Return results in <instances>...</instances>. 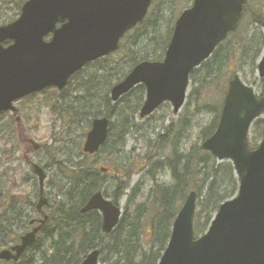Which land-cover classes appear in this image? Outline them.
<instances>
[{
  "label": "trees",
  "instance_id": "obj_1",
  "mask_svg": "<svg viewBox=\"0 0 264 264\" xmlns=\"http://www.w3.org/2000/svg\"><path fill=\"white\" fill-rule=\"evenodd\" d=\"M160 2L165 1L153 0L148 16L125 34L117 52L85 66L68 80L63 91L46 89L41 95L24 98V101H32L42 97L51 115L56 118L54 122L59 123V140L52 142L56 146L55 155L46 146H39V149L46 150V157L53 162L49 167L44 165L42 168L44 171L50 167L52 169L48 183L50 189L55 191V197L48 199L45 209L49 218L41 227L36 243L17 263L5 264H80L87 253L95 249L100 251L102 264H156L169 239L173 220L188 193L197 194V211L193 220L196 236L208 228L219 204L236 193L238 186L233 168L217 165L211 154L201 150L200 142L215 132L227 81L239 70H247L253 75L256 60L264 47L263 34L261 36L259 33L247 40V36L237 34V29L216 48L211 58L190 72V82H195L197 89L187 96L183 106L185 113L174 122L171 120L167 126L162 124L155 139L147 141V152L139 160L138 169L150 185L147 195L137 200L140 194L138 186L131 189L127 208L130 205L135 208L123 212L119 225L108 235L101 232V215L97 211L79 213L96 190L105 188L91 159L105 154L116 157L122 153L129 134L135 129L133 120L138 117V110L144 102L145 90L142 85L135 86L114 104L110 102L109 89L136 63L161 60L168 46L174 18L167 20L165 26ZM244 7V12L249 11L247 4ZM251 18L254 24L260 26L264 22L260 16L252 15ZM212 61H216V65L210 70ZM258 83L264 84V78L258 79ZM204 84L207 85L205 89ZM207 88L217 90L219 99L213 100L211 97L215 94L208 89L206 94L209 98L199 105L200 97ZM260 94L264 95V86ZM130 98L134 102L128 101L124 110H117L119 102ZM197 112L208 115L209 121L200 120ZM7 115V112L0 113V140L4 141L0 156L10 155L15 159L20 149L19 160L29 163L24 155L33 150L25 140L27 128L23 129L22 123H17L13 116L9 118ZM97 117L109 119V138L97 154L89 157L82 154L81 145L87 132L85 125ZM115 118L114 124L112 120ZM118 124L119 131L114 136ZM252 126L257 133L264 135V120H256ZM194 127L198 129V135L193 137L190 131ZM65 143L71 145L69 151H66ZM249 147L254 148L256 144L250 142ZM124 170L114 193L109 197L115 203L124 197L128 189L131 166ZM165 172L170 173L171 179L158 183V177ZM29 175L22 178L28 180ZM221 175L224 176V182L219 180ZM29 180L34 183V178ZM4 189V180L1 178L0 199L4 198L7 203L1 206L0 249L9 248L19 241L23 228L32 218L30 209H35L36 204L30 200L25 204L15 202V197L5 193ZM46 245L47 249L44 250ZM31 250L36 251L29 256Z\"/></svg>",
  "mask_w": 264,
  "mask_h": 264
},
{
  "label": "water",
  "instance_id": "obj_2",
  "mask_svg": "<svg viewBox=\"0 0 264 264\" xmlns=\"http://www.w3.org/2000/svg\"><path fill=\"white\" fill-rule=\"evenodd\" d=\"M152 0H28L19 19L0 26V113H16L13 102L46 88L62 90L68 79L86 64L119 49L124 34L139 24ZM244 0H193L175 21L162 61L134 65L122 81L110 89L116 102L138 84L146 90L139 110L147 118L163 103L174 114L181 111L188 93L189 74L207 60L236 28ZM56 24H61L59 28ZM264 33V23L261 25ZM52 34L50 42L43 37ZM12 41L2 47V42ZM264 77V49L257 61ZM215 132L201 144L217 161H230L238 181L234 198L221 203L206 233L195 238L193 219L196 194L189 193L175 216L170 237L157 264H264V136L255 149L248 145L249 128L264 114V96L238 75L230 80ZM19 121V118H17ZM108 119L95 118L85 135L82 151L94 155L108 138ZM37 150L38 146H33ZM39 184L37 210L47 204L43 194L45 173L33 165ZM98 211L101 230L112 232L121 216L119 205L96 191L80 210ZM47 217L20 243L0 250V260L17 262L35 242ZM30 223H33L31 221ZM99 250L87 253L80 264H99Z\"/></svg>",
  "mask_w": 264,
  "mask_h": 264
},
{
  "label": "rangeland",
  "instance_id": "obj_3",
  "mask_svg": "<svg viewBox=\"0 0 264 264\" xmlns=\"http://www.w3.org/2000/svg\"><path fill=\"white\" fill-rule=\"evenodd\" d=\"M165 2H160L161 4V11H163L164 15V21L174 18V20L177 18V16L187 7L191 4L192 0H164ZM245 4L249 7V11H245L242 17V20L237 28V34L241 36H247V40H251L255 37V35H259V33L263 34V31L261 29V26L259 24H254L252 20L253 16H260L264 20V0H245ZM155 3V1H154ZM153 3V4H154ZM153 6V5H152ZM152 9V7H151ZM150 9V10H151ZM149 10V11H150ZM253 13V14H252ZM0 20H2V17L0 16ZM167 25V22L165 23V26ZM216 61H212L210 64L209 69L212 70L213 67L216 65ZM242 72L245 74V76L242 74ZM210 73V72H206ZM242 82L246 85H251L254 89L255 95H259L261 93L262 87L264 84L258 83V77L254 73L251 75L247 70H239V72H236ZM206 84L203 85L204 89L206 88ZM189 94L192 90L197 89V85L195 82H190L189 84ZM210 89L211 92L215 94L213 100L219 99L217 96H220L218 91L212 88H207L205 92L200 97L199 105L204 104V100L206 98H209V95L206 94V91ZM188 94V95H189ZM133 101V98L125 100V102H119L117 105V110L122 109L124 110L129 102ZM40 102V104H38ZM114 103H117L114 102ZM14 107L17 109V113L14 115L15 117L20 118L19 123H22L23 129L27 128V134L25 140L29 141L32 140L35 144L46 146L48 150H51L53 153V156L56 153V146L52 145V142L59 140V135L57 133L59 132V123H55L54 120L56 119L51 115L50 108L46 103L43 101L42 97H36V99L32 101L28 100H20L14 103ZM184 108V107H183ZM181 108V112L178 114H173V111L171 110V105L169 104H163L161 105L155 113H153L151 116L148 117V119L140 120L138 117H136L133 122L136 125L134 131L129 134L126 144L121 154L117 155L116 157L110 156L108 157L106 154L100 157H94L91 159V163L95 166H109L115 169H118L120 172H122V167H128L131 166V175L128 181V189L126 190V193L124 197L119 201L121 205L122 213L127 210L128 212L133 211L134 208L131 207L127 208L128 206V196L131 193V189L138 186V190L140 191V194L138 195V199H140L141 196H146L150 185L147 184V180L142 177L143 173L138 170L139 169V160H141L144 156V154L147 152V141L154 140L157 133H159L161 125L164 124V126H167L170 124V121L173 122L178 118V116L185 113V110ZM193 108V107H192ZM8 117L11 118V113H7ZM197 115L199 116L200 120L209 121L210 117L208 115H205L202 112H197ZM14 118V117H13ZM260 120H264V115L259 117ZM198 117L195 118L197 120ZM15 120V118L13 119ZM112 121H116V118ZM87 127V131L89 130L90 126L88 123L85 125ZM249 132V138L248 141H250L253 144H260L262 136L257 133L252 126L250 128ZM119 131V124L117 125L115 129L114 136ZM198 129L193 128L190 132L193 135H198ZM190 135V134H189ZM194 137V136H193ZM194 138H192V141ZM4 141L0 140V149L3 147ZM11 145L8 146L10 148ZM30 146V144H29ZM31 148V146H30ZM71 148V145L68 143H65V149L66 151H69ZM14 156V155H13ZM20 156V149L16 152L15 159L14 157H11L10 155L0 156V179L2 178L4 180L5 185V193L8 192L9 195H12L15 197V202L20 201L21 203H27V201L37 202V182L33 174L31 173V166L30 163L37 164L38 166L42 167L44 165H47V167L50 166V163H53L50 158H47V152L46 150L39 149L38 151H31L27 152L24 157L27 162L29 163H23L19 160ZM217 165H229L232 169V165L228 162L223 163H216ZM215 167H217L215 165ZM7 168L14 169L15 171L8 170ZM52 169L47 168L45 169V172L47 173V179L45 181V190L44 193L47 194V198L50 199L52 197H55V191L53 189H50L49 187V174L51 173ZM6 173V174H3ZM30 173L28 180L23 179L22 177L26 174ZM32 174V175H31ZM162 176V175H161ZM161 176L158 177V183L166 182L161 180ZM120 177V174H118L115 177L112 176H106L103 177V181L105 183L104 192L106 193V197H111L114 193V189L117 186L118 179ZM235 177V176H234ZM31 178H34L33 181L29 180ZM220 181L224 182V176L221 175L219 178ZM24 181V182H23ZM2 202L0 203V214L2 213V207L5 206V203L7 201H4V198L1 199ZM138 203V202H137ZM24 204L21 206L24 207ZM2 206V207H1ZM45 213H48L47 209H44ZM17 231L14 232V234ZM43 245V243H42ZM41 245V247H42ZM39 246V245H38ZM36 246V247H38ZM35 249V248H34ZM47 249V245L45 246L44 250ZM36 250H31V252L28 253V255H32L33 252ZM0 264H5L1 263ZM99 264H102L100 261Z\"/></svg>",
  "mask_w": 264,
  "mask_h": 264
},
{
  "label": "flooded vegetation",
  "instance_id": "obj_4",
  "mask_svg": "<svg viewBox=\"0 0 264 264\" xmlns=\"http://www.w3.org/2000/svg\"><path fill=\"white\" fill-rule=\"evenodd\" d=\"M24 1L25 0H0V16L2 17V20H0V26L10 25V23H13L14 21H16L18 19V16L20 14V11H21V8H22ZM56 27L59 28L60 24L56 25ZM51 37H52V34H47L43 39L46 42H50L52 40ZM10 45H11V42H3L2 43V46L4 48L9 47ZM91 157H93V156H91ZM38 191H39V186L37 185V193H36L38 195V196H36L37 199H39V197H40ZM46 196H47V194H46ZM30 211H31L30 216L32 217L30 219V221H34V223L31 225L30 221H29L27 227L23 228L22 235L30 233V231H32L35 227H37L39 221L44 219V216L47 217L46 221H48L49 216H47V213H45L43 209H41V211H38L37 206H35V209L31 208ZM45 224H46V222H45ZM20 237L18 238V240H19L18 243H20Z\"/></svg>",
  "mask_w": 264,
  "mask_h": 264
},
{
  "label": "bare ground",
  "instance_id": "obj_5",
  "mask_svg": "<svg viewBox=\"0 0 264 264\" xmlns=\"http://www.w3.org/2000/svg\"><path fill=\"white\" fill-rule=\"evenodd\" d=\"M94 169L97 170V172L99 173L98 175L104 179L103 177H106V176H112V177H115L117 176L118 174L122 175L125 170L124 169H127L126 167H122V172H120L118 169H115V168H112V167H109V166H94ZM116 188V187H115ZM98 192H101L102 195H106V193L104 192V189H99V190H96ZM82 209V207L80 208V210ZM79 210V213L80 214H85V213H81ZM87 212H90V211H87Z\"/></svg>",
  "mask_w": 264,
  "mask_h": 264
},
{
  "label": "clouds",
  "instance_id": "obj_6",
  "mask_svg": "<svg viewBox=\"0 0 264 264\" xmlns=\"http://www.w3.org/2000/svg\"><path fill=\"white\" fill-rule=\"evenodd\" d=\"M171 179L170 173L169 172H165L162 176H161V180L162 181H168Z\"/></svg>",
  "mask_w": 264,
  "mask_h": 264
}]
</instances>
